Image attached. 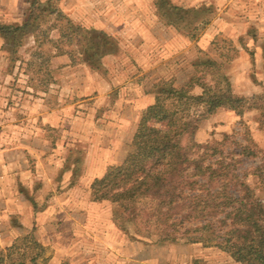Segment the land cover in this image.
<instances>
[{
	"label": "trees",
	"instance_id": "trees-1",
	"mask_svg": "<svg viewBox=\"0 0 264 264\" xmlns=\"http://www.w3.org/2000/svg\"><path fill=\"white\" fill-rule=\"evenodd\" d=\"M261 1L244 3L242 12L248 19L247 4L259 7ZM224 2L153 0L157 20L189 42L198 43L216 19L227 38L224 47L213 38V55L196 45L198 55L190 63L193 74L183 85H176L173 77H158L148 85L153 102L140 112L135 146L120 164L94 180L90 189L100 201L117 208L110 221L123 234L140 236L155 223L160 242L181 240L217 248L231 264H264V149L256 145L249 129L243 133L245 143L230 140L227 134L215 141L213 132L208 134L209 141H197L203 123L220 111L240 118L256 110L264 130V93L247 97L234 92L226 73L227 66L243 53L251 61L253 51L246 41L257 42V29L228 38L233 28L223 17ZM52 31L55 40L49 39ZM28 37L34 51L25 61L21 51ZM0 40L6 73L28 76L26 87L33 89L34 96L45 98L58 84L52 72L55 58L78 55V64L103 77V60L118 51L117 42L105 31L75 24L60 8V0H26L21 21L0 23ZM230 47L228 54L225 48ZM251 79L253 85L261 86ZM72 173H79L78 169ZM44 252L30 236L0 248V264H47Z\"/></svg>",
	"mask_w": 264,
	"mask_h": 264
},
{
	"label": "rangeland",
	"instance_id": "rangeland-1",
	"mask_svg": "<svg viewBox=\"0 0 264 264\" xmlns=\"http://www.w3.org/2000/svg\"><path fill=\"white\" fill-rule=\"evenodd\" d=\"M250 1L253 0H241V3L237 0H225L222 8L226 9L223 17L233 28L228 38L235 39L239 33L249 28L257 29V42L246 41L248 48L253 51L251 61L243 53L226 70L234 92L247 97L256 92L264 93V0L259 7L252 8L251 4H247L250 15L248 19L242 9L244 3ZM152 4L153 0H60V8L75 24L100 30L103 25L109 27L114 23L115 26L112 27L115 32L110 36L117 42L118 51L103 60V77L78 64V55L72 59L66 55L67 67L52 64V72L58 84L51 87L46 98L42 96L48 108L55 110V106H59L56 109L60 113L62 102L59 96L60 89L65 88V72L69 78L73 77L72 86L75 89L82 84L85 88H89L91 84L94 89H100V78L104 79L102 91H110L111 99L106 104L81 99L76 90L72 101L75 107L73 111L70 108L67 110L68 117L60 122L57 130L43 123L36 124V130H40L43 138L41 143L33 142L35 130L30 129L27 122L20 124L27 118L29 111L25 115L22 110H17V106L29 105L35 99L33 89L26 87L28 76L22 73L16 75L14 72V76L9 79L6 75L7 62L6 68L2 66L1 61L5 59L0 53V217L11 215L10 221L15 226V231L19 230L25 235L16 239L17 242H24L30 236L46 239L48 246L40 244L45 249L44 257L47 260L58 252L61 264H181V249L192 245L181 240L175 243L160 242L155 223L140 236H135L133 232L123 234L110 221L117 208L100 201L90 189L92 182L97 179L95 171L98 168L95 163L100 162V165L112 168L115 164L111 162L125 157V153L137 142L139 130L137 133L135 130L131 132V129L125 132L126 128L120 122L121 116H124L126 118L122 119V123L126 121L127 124H132L135 113H138L139 118V107L144 97L138 94L139 91L134 95L129 91L130 86L119 82L123 76L129 77L132 72L139 70L135 62L139 56L133 47L135 36L145 39L151 35H166L167 43L162 48L163 66L154 72L157 77H173L176 85L181 86L193 74L190 63L194 60L188 51L192 52V57H197V43L189 42L178 32L177 35H167L162 27H154V31L147 32L140 14L146 16V8L150 9ZM25 6L26 0H0V23L18 22ZM100 18L105 22H101ZM214 22L219 24L218 19ZM136 24L141 25V32H137L138 34L133 30L138 27ZM221 30L215 29L210 36L204 35L198 42H202L199 47L213 55L209 48L213 38L218 39V45L224 47L222 42L226 30ZM49 39H56L55 31L50 33ZM1 44L0 41V46ZM226 49L225 52L229 54L231 47L228 51ZM33 51L32 38L28 37L27 44L21 51L22 58L27 61ZM148 72L153 73V66L148 67ZM250 77H254L261 86L253 85ZM56 88L55 95L53 92ZM131 91L135 92V89ZM11 104L13 107L9 108L8 105ZM259 114L258 111L251 110L239 118L229 111H220L203 123L197 141H209L208 134L213 132L212 138L215 141L222 140L223 135L227 134L231 135L230 140L245 143L243 133L249 129L256 145L264 149V130H260L258 124ZM18 125L22 129L26 128L25 134L17 132ZM25 135L32 137L30 142L29 136L26 138ZM52 139L54 145H51ZM66 160L69 161L68 172L64 166ZM77 169L79 173H72ZM5 203H14V213L6 214ZM4 225L0 218V234L6 228ZM12 234L16 233L13 231ZM146 249H154L153 254L147 257L144 252ZM212 250L214 253L220 251L217 248ZM212 257V264L225 263L222 254H213ZM201 264L207 262L202 261Z\"/></svg>",
	"mask_w": 264,
	"mask_h": 264
},
{
	"label": "crops",
	"instance_id": "crops-1",
	"mask_svg": "<svg viewBox=\"0 0 264 264\" xmlns=\"http://www.w3.org/2000/svg\"><path fill=\"white\" fill-rule=\"evenodd\" d=\"M146 16L143 14V16L140 14V18H142L143 23L145 22V24L143 25L145 27V29H147V32L150 31H154V27H157L158 29L160 27H162L163 30L167 31V35L171 34V35H177V32L174 29L168 28L165 25L161 24L157 18L154 16L153 14V8L151 7L150 9L146 8ZM23 16V14H22ZM22 20V17L19 21ZM101 22H105V20L103 19H99ZM7 23V22H6ZM12 23V22H10ZM219 24L217 25V22H213L212 25H210L206 32H205V36H210L215 29H219L221 30L222 26L220 25L221 23L218 22ZM104 24V23H103ZM112 26H115L114 23H111L109 25V27H105L103 25V27H101L100 29H102L103 31H105V33H107L108 35H114V28ZM135 29H133L135 31L136 34H138L137 32H141V30L139 29V25L136 24ZM214 26V27H213ZM117 31V29H116ZM111 33V34H109ZM173 33V34H172ZM165 34V33H163ZM112 35V36H113ZM161 36V37H160ZM136 39L134 40L133 44L135 47V50L137 51V54L139 56V59L135 62L137 63V66L139 68V70H137L136 72H132L131 75H129V77L126 78L123 76V78L119 79V82H121L122 84L126 85V86H130L131 90L135 89V92L129 90L131 93H133L134 95L138 92L139 95H142L144 97L143 103H141V107H139V110H143L145 109L148 105L152 104L153 102V98L152 96L148 95V85L150 83H152L157 77V75H154L155 70H159L160 68H162L163 65L162 64V48L165 46V43H167L166 41V35L163 36L162 34L159 35H151V37L149 38H139L138 35L135 36ZM1 41V40H0ZM28 38L26 40V44H27ZM2 42V41H1ZM25 44V45H26ZM202 42L197 43L198 46H201ZM156 45V47L154 48V46ZM154 48V49H153ZM201 49H203L202 47H200ZM210 48V46H209ZM188 54L191 58H193V60L196 58V56L192 57V52H190V50L188 51ZM184 55V54H183ZM182 55V56H183ZM6 60L5 61H1L2 66H4L6 68ZM52 64L57 65H65L67 67L68 64V58L65 57H60V58H55L54 60H52ZM153 66V73H149L148 72V67L152 68ZM147 68V70L145 71V69ZM159 68V69H158ZM130 74V73H129ZM153 74V75H152ZM7 77H9V79H11V75L6 74ZM68 73L65 72V79H63L65 88L60 89V96L61 97V102L62 104L60 105V113L58 112L59 110H57L56 108H59V106H55V110H52L51 107L48 108V104L45 103L44 98L42 97L43 95H38L35 96V99L33 101V103H29V105H19L17 106V110H22V112H25V115L27 114V112L29 111V114L27 115V118H25L20 124L24 125L27 122V125H29L30 129L35 130V132L33 133V142L36 143H41L43 142V138L41 136V132L40 130H36V124L39 123H43L44 125L49 126L50 128H54V129H58L60 127V122L65 120L68 117V113L67 110L70 108L73 111V108L75 106H73V100H74V94L75 91L77 93V95L81 98V99H88V100H92V101H98L97 103H103L106 104L108 101L110 102L111 97H109L110 95V91H102V83L104 81V79L100 78L101 81V88L100 89H94L91 84H89V88H85L83 86V84L81 86L78 87V89H75L74 86H72L73 84V77H68ZM72 78V79H71ZM103 80V81H102ZM130 80V81H128ZM143 85V86H142ZM105 87V85H103V88ZM111 88V86H110ZM143 88L145 90V92H143ZM89 91V92H88ZM5 92V89L4 91ZM10 93V91H9ZM53 94H57V88L54 90ZM140 102V100L138 101V103ZM95 102V104H97ZM94 104V103H93ZM97 106V105H95ZM9 108L13 107V105H8ZM15 107V106H14ZM91 107V105H90ZM100 107V106H99ZM99 109V108H98ZM64 112V113H63ZM138 114V113H137ZM137 114L135 113L134 118H133V123L132 124H127V122L125 121V123L123 122V118H126L124 116H121V126H123V128H126L125 132H127V130L131 129V132L133 130H135V132L137 133L138 130V121L139 118L137 117ZM125 120V119H124ZM119 126V127H121ZM127 126V127H126ZM121 128V130L123 129ZM17 132H21L23 134L26 133V128L22 129L20 128V125L17 126ZM135 133V134H136ZM31 134V133H30ZM26 138L29 135H25ZM29 138V142L30 139L32 138L31 136L28 137ZM48 143V141H46ZM123 149V148H122ZM121 149V152H122ZM125 150V149H124ZM124 153V152H123ZM124 159V157L120 160L116 159L113 160L111 163L118 165L121 163V161ZM95 165H97L98 170L95 171V176L97 178H99L100 176H102L105 172L106 165H100V162L95 163ZM5 212H7L6 214L10 213H14L13 212V205L14 203H5ZM112 207H114L112 205ZM115 208V207H114ZM2 221H4V226H6L5 229H3V232H1V236H0V248H6L11 246L14 241H16V239L20 238L21 236H25L21 231H15L16 228L15 226H12V222L11 220V215H5L4 217H0ZM19 229V228H17ZM12 231V232H11ZM13 231L16 233L15 235L12 234ZM36 235V234H35ZM37 236V235H36ZM38 242L42 243V245L44 247L48 246L47 245V240L46 239H42L40 236L36 237ZM213 249V248H212ZM212 249H207L203 246H201L200 244H192L190 246H187L185 249H181V264H201L202 261L203 262H207V264H212L211 259H214L213 254H222V256L224 257L223 262H225L224 264H231L226 255L223 254L221 251H218V253H214V251ZM153 250L154 249H146L144 250L145 255H147V257H149L148 255L153 254ZM151 251V253H150ZM218 256V255H217ZM60 260V253L55 252L54 254L51 255V257L49 258L47 264H61Z\"/></svg>",
	"mask_w": 264,
	"mask_h": 264
}]
</instances>
